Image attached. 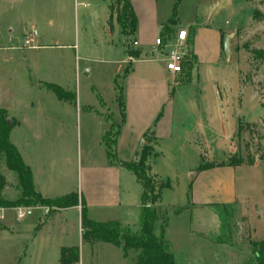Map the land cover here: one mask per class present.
I'll use <instances>...</instances> for the list:
<instances>
[{
	"label": "rangeland",
	"instance_id": "rangeland-1",
	"mask_svg": "<svg viewBox=\"0 0 264 264\" xmlns=\"http://www.w3.org/2000/svg\"><path fill=\"white\" fill-rule=\"evenodd\" d=\"M207 1L186 0L180 10L182 17L200 14ZM217 6L222 10L219 24L233 32L231 50H223L221 59L212 57L211 34L203 32L198 37V49L209 61L200 67L201 81L198 82V78L197 82L189 81L196 67L192 51L184 71L174 75L177 84L168 95L145 94L147 99L163 101L161 117L173 108L175 126H178L172 138L158 140L160 153L154 137H147V164L160 155L161 172L171 176L176 189H165L166 201H178L186 196V190H181L178 184L186 177L193 179L189 174L190 166L194 173H200V192L207 193L204 191L208 189L207 184H215L216 180H231L236 192L234 190L226 201L231 207L225 209L224 215L233 225L226 228L227 247L218 245L216 254L223 259L221 264H249L253 262L249 256L246 258L239 250L232 253L229 243L234 232L251 251L252 242L264 241V0H217ZM123 12V0H0V108L25 120L39 100L47 101L51 97L48 94L51 92L40 87L41 81L54 82L64 88L69 85L70 89L77 90L78 99L81 92L87 113L83 111L80 117H73L71 113L69 119L59 122L63 125V144L59 159L55 156L56 161H51L58 164L61 176L69 173L71 184L77 169L83 168V180L77 191L81 195L90 189L107 187L119 196L117 175L103 168L106 155L101 144L100 120L105 118L102 114L105 102L109 111L105 124H114L111 125L114 130L121 124L119 86L126 105L129 73L134 67L138 74L146 70L144 63L136 64L135 59L129 58V50H137L133 41L138 39L142 43L137 58H154L153 65L159 64V53L165 54V50L154 45L157 35L152 26L146 25L143 35L138 33V26L133 34L126 36L121 24ZM129 29L130 26L125 31ZM175 32L171 28L165 35L173 37ZM28 39L32 41L28 43ZM184 82L190 84L178 85ZM187 123L196 124L190 135L186 131L190 128L182 127ZM54 125L48 127L45 123V129L57 135L59 129ZM17 133L23 135L20 130ZM191 150V154H184ZM194 150L204 161L194 163L185 159L192 158ZM228 157L230 162L240 164L223 169L200 168L209 161L221 162ZM0 174L7 181L0 196L17 200L21 196L17 175L1 157ZM147 177L152 186L155 185V191L149 187L148 196L152 208L156 209L160 187L168 184L170 187V182L152 174L150 169ZM19 205L32 207L31 214L19 219L16 207L0 211L3 214L0 264H61L60 244L79 246L80 264L136 263L138 252L134 250L125 258L122 248L112 243L82 241L77 208L61 210L63 208L54 204L41 203ZM78 206L82 211L83 205ZM104 213L114 219L119 215L116 211ZM167 217L165 214L161 218L162 225Z\"/></svg>",
	"mask_w": 264,
	"mask_h": 264
},
{
	"label": "crops",
	"instance_id": "crops-1",
	"mask_svg": "<svg viewBox=\"0 0 264 264\" xmlns=\"http://www.w3.org/2000/svg\"><path fill=\"white\" fill-rule=\"evenodd\" d=\"M185 1L186 0H130L138 19V33L143 35V30L146 28L145 26H152L154 34L157 35L155 39L160 35L163 25L169 23L174 14V8L177 5V23L171 24V28L176 31L173 37L177 35L180 29L185 28L189 31V41L193 47L192 51L196 60V67L192 71L193 73L191 72L192 78H190L189 81L190 83L197 82L198 78V82H200V67L205 61L207 62L209 60H205V57L199 52V35L203 32L211 34L209 44L211 51L210 55L216 59H221L223 58V50L225 52L227 49L228 51L231 50L233 32L225 30L224 26L219 24L222 10L220 6H217V0L207 1L206 6L204 5V9L200 14L182 17L180 10ZM215 2L216 4H212ZM15 40L17 39H14V41ZM154 45L156 44L154 43ZM139 47H142L141 42L139 46H136V49L141 50ZM152 52L154 53V51ZM159 54L161 57H158L159 64L156 65L152 64L154 58L149 56L143 59L129 56L131 60H136V64L138 62L144 63L146 70L138 74L137 67H134L128 75L126 86L127 102L125 106L126 117L118 138L116 149L117 162H112L110 160L103 143V136L111 129V125H114L110 122L105 124V121L108 120L107 114L109 111L107 104L105 102L103 104L104 112H102V114H105V118L102 117L100 120L101 144L104 147L106 155L104 160L105 167L103 168L113 171L117 175L120 189L119 196H116L115 192L107 187L90 189L86 193L82 192L83 200L88 206L90 218L97 221L118 220L124 228H130L133 231H138L141 228L142 194L144 188L136 174L124 166L123 163L139 159L143 144L147 142L145 134L148 131L154 130L152 136L155 140L157 152H159L158 140L164 137L172 138L174 136V129L177 126H175L174 122L173 108L169 114L166 112L161 117V103L163 101L160 99L156 101L155 99H147L145 97L146 93H151L153 95L155 92H159L161 95L166 96L170 93V89L177 84V82L174 81V75L177 74H172L166 69L165 56L161 53ZM190 83L184 82L178 85L181 86ZM47 84L56 83L41 81L39 84L40 87H44L51 92L53 96L48 93L51 97L47 101L39 100L36 107L33 105L32 108H35L32 109L30 115L26 116L25 120H19L16 116L10 113L8 114L10 119H15V124L11 129V141L17 146L25 163L32 169L36 190L46 198H56L78 191L80 180L81 183L83 180V168L79 167V169H77L76 174H74L73 184H71L69 182V173L61 176L58 173V164L51 163L52 160L56 161L55 156L59 159L58 155L60 154V148L63 144V140L61 139L64 133L63 125H60L59 122L63 123L65 118L69 119L71 113L73 117L82 116L83 111L87 113V105L82 103L81 92L78 99L77 90L70 89L69 85L64 88L62 85L57 84L67 91L76 93V100L60 99ZM54 113L57 114L54 116ZM45 123H47L48 127H53L55 124L54 126L60 130H58V134L53 135V132L46 131ZM51 123L53 125H51ZM194 126H196V124L191 125L187 123L183 124L182 127H189L190 129L186 131H188L190 135L193 133ZM18 130L23 132V135L17 133ZM192 151L193 150L186 151L184 154H191ZM230 151H232V149H230ZM201 158V156L199 158L195 150L192 158L185 157V159L192 160L194 163L195 161L196 163L204 161V158ZM68 159H70V157H68ZM66 161L71 160L66 159ZM190 163L191 162L188 164ZM207 163L212 164L210 168H207L208 170L223 169L236 164L230 162L229 157L221 162L209 161ZM161 164L160 155L149 163L150 172H152V174L170 182V187L162 189L156 207L159 216L156 224V233L158 235L161 234V218L166 214L168 217L165 226V237L171 245L172 252L178 264H221L220 261H223V259H221L219 254H216V250L218 245L220 247H227L225 243H227L228 240H225L224 237L228 235L225 234L226 228L233 225V223L227 220L226 215H224L225 209L231 207L226 201L235 190L232 181L227 179L216 180L215 184H207L208 189H204L207 193H203V190L201 193L199 186L200 173H194L190 166L189 174L193 179L191 180L189 177H186L178 184L181 190H186V196H182L178 201H166L163 198L165 189L175 191L176 187L175 184H173L171 176L161 172ZM67 187L70 188L67 189ZM134 188L136 191H134ZM73 208H77L80 213L79 228L81 240L83 241L81 206H72L61 210ZM95 208L101 210L93 211ZM61 210L59 212H61ZM109 211H116L119 213L118 218L114 219L113 216H108L107 213H104ZM59 212H57V214ZM51 218H53V216ZM51 218L49 220H51ZM46 222H48V220L43 222L42 225ZM42 225L40 227H42ZM4 227L6 226L4 225ZM7 230L13 232L10 228ZM13 230L15 231L16 228H13ZM233 234V238L230 236L232 239L231 243H229L232 253L238 252L239 250L243 252L246 258L249 256V259L253 261L249 264H255V255L244 246L245 243H243L239 235L235 232ZM223 237L224 239H222ZM234 238L236 240H234ZM210 243L212 245H210ZM64 246L65 245L60 244V252L61 248ZM232 247H235L236 250Z\"/></svg>",
	"mask_w": 264,
	"mask_h": 264
},
{
	"label": "trees",
	"instance_id": "trees-1",
	"mask_svg": "<svg viewBox=\"0 0 264 264\" xmlns=\"http://www.w3.org/2000/svg\"><path fill=\"white\" fill-rule=\"evenodd\" d=\"M123 2L124 12L121 24L125 35L129 36L137 30L138 19L130 0H123ZM176 6L173 16L169 23L163 25L160 35L168 33L171 30V24L177 23ZM128 26H130V29L126 32L125 30ZM140 54L141 50H129V56L131 57H139ZM48 86L62 100H76L77 98L76 93L67 91L60 85L49 84ZM119 90V101L123 117L122 123L119 124L115 130L112 127L103 136V143L107 155L112 162L118 161L116 149L120 130L126 117V105L123 101L122 87L119 86ZM7 113L8 111L6 109L0 108V157L5 161L7 167L16 173L18 180L17 187L21 191V196L17 200H8L0 196V205L2 207H17L19 204L23 203L26 205L41 203L47 205L54 204L60 208H68L78 206L81 203L83 205L81 214L84 242L89 244H95L97 242L112 243L122 248L125 257L129 255L130 250H134L138 252L135 264H178L172 252L171 245L165 237V226L167 221L162 225L161 234L158 235L156 233V224L159 216L157 210L152 208L150 197L148 196L150 192L149 187L152 186V184L150 178L147 177V170L150 169V165L147 164L149 148L146 143L143 144L138 160L123 163L124 166L136 174L144 188L142 194L141 228L138 231H133L130 228H124L118 220L97 221L90 218L88 206L83 200L82 195L77 191L56 198H46L36 190L32 169L25 163L17 146L11 141V129L15 124V119H10ZM153 134L154 130L148 131L145 134L146 140L149 135ZM209 166H212V164H202L200 168H207ZM6 184L7 181L5 176L0 174V191L4 189ZM168 186L169 184L163 187L165 188ZM163 187H160V195ZM152 188L153 191H155V185L152 186ZM252 252L256 257L257 264H264V241L252 242ZM60 263L80 264V247L76 245L62 247Z\"/></svg>",
	"mask_w": 264,
	"mask_h": 264
},
{
	"label": "built area",
	"instance_id": "built-area-1",
	"mask_svg": "<svg viewBox=\"0 0 264 264\" xmlns=\"http://www.w3.org/2000/svg\"><path fill=\"white\" fill-rule=\"evenodd\" d=\"M189 31L185 28L180 29L176 36L170 37L166 35H159L156 39V46L165 50L166 69L172 74H180L184 71L186 61L192 57V48L189 42ZM32 39H28L27 42H31ZM134 46H139L138 40L133 41ZM17 208V216L19 219L25 218L31 214L32 207L19 205ZM4 207L0 206V211ZM48 211V210H47ZM0 218H3V214L0 213Z\"/></svg>",
	"mask_w": 264,
	"mask_h": 264
},
{
	"label": "water",
	"instance_id": "water-1",
	"mask_svg": "<svg viewBox=\"0 0 264 264\" xmlns=\"http://www.w3.org/2000/svg\"><path fill=\"white\" fill-rule=\"evenodd\" d=\"M15 43H17V40L14 41ZM228 44V43H227Z\"/></svg>",
	"mask_w": 264,
	"mask_h": 264
}]
</instances>
